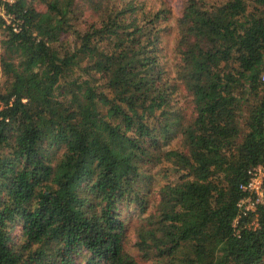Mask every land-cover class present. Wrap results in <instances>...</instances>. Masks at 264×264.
I'll return each instance as SVG.
<instances>
[{"label": "trees", "instance_id": "trees-1", "mask_svg": "<svg viewBox=\"0 0 264 264\" xmlns=\"http://www.w3.org/2000/svg\"><path fill=\"white\" fill-rule=\"evenodd\" d=\"M148 2L2 1L0 264H264V0Z\"/></svg>", "mask_w": 264, "mask_h": 264}, {"label": "rangeland", "instance_id": "rangeland-1", "mask_svg": "<svg viewBox=\"0 0 264 264\" xmlns=\"http://www.w3.org/2000/svg\"><path fill=\"white\" fill-rule=\"evenodd\" d=\"M148 4H157V0H148ZM152 1V2H151ZM166 6L170 8V10L177 15L179 13L180 7H181V2L182 0H162ZM36 7L38 9H44L43 5H41L39 2L36 3ZM173 30H168L166 33H163V44H162V50L166 53V57H170L171 51L170 47L172 44V37H173ZM1 75V74H0ZM173 96L179 98L181 96L182 100L184 101V96L183 92L180 88V90L174 92ZM181 99H179V103L183 102ZM150 172L153 173V183L150 187V191L148 194L149 198V205L151 206L155 202V196H156V189L158 185L162 182L163 179H160L161 174L164 172L163 167L161 168L160 166H155L151 168ZM152 207V206H151ZM119 212H120V218L124 220L126 224V233H127V247L129 246V243L133 240V229L132 225L136 222L137 217L140 215L137 211V208L134 206V204H127V205H120L118 207ZM16 228V227H15ZM132 229V230H131ZM130 252L133 254L135 259L138 261V254L135 251V248L132 246H129ZM138 264H153L151 260H142L138 261Z\"/></svg>", "mask_w": 264, "mask_h": 264}, {"label": "built area", "instance_id": "built-area-1", "mask_svg": "<svg viewBox=\"0 0 264 264\" xmlns=\"http://www.w3.org/2000/svg\"><path fill=\"white\" fill-rule=\"evenodd\" d=\"M2 1L11 2L13 0H0V16L5 20L7 24H10L13 30L18 29L17 20H12V15L6 11ZM262 81H264V74L261 75ZM4 106L2 101L0 100V109ZM262 125L264 130V117L262 119ZM248 179L240 184V188L242 190L248 191L250 194L241 198L237 205L240 206L243 210L252 209L256 202L261 200L262 189H261V181L263 177V170L260 165L252 166L248 169Z\"/></svg>", "mask_w": 264, "mask_h": 264}]
</instances>
